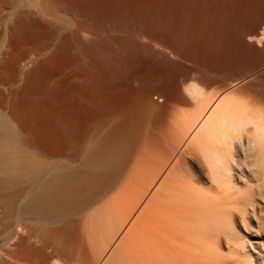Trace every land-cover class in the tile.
<instances>
[{"label": "bare ground", "instance_id": "6f19581e", "mask_svg": "<svg viewBox=\"0 0 264 264\" xmlns=\"http://www.w3.org/2000/svg\"><path fill=\"white\" fill-rule=\"evenodd\" d=\"M15 2L0 51V85L17 84L0 88L2 264L262 261L264 233L244 241L235 226L264 223V94L201 69L264 61L250 54L264 0H0V11ZM141 35L181 60L150 44L157 58L141 65ZM129 73L140 88L126 101Z\"/></svg>", "mask_w": 264, "mask_h": 264}, {"label": "rangeland", "instance_id": "374dc122", "mask_svg": "<svg viewBox=\"0 0 264 264\" xmlns=\"http://www.w3.org/2000/svg\"><path fill=\"white\" fill-rule=\"evenodd\" d=\"M16 4H14V7L12 8H9V9H3L2 10V12L0 11V32H2L1 33V37H0V46H1V48H0V51H1V49L4 47V45H5V42H4V36H5V28L4 27H6V24H7V22H8V20L10 19V18H12V15H13V13H15V11L14 10H16L17 8V2H15ZM11 10V11H10ZM8 13V14H6V13ZM2 15V16H1ZM6 15V16H5ZM11 15V16H10ZM9 17V18H8ZM2 20V21H1ZM3 30V31H2ZM61 31L63 30L64 31V29H60ZM61 31H59V32H61ZM4 33V34H3ZM59 35H61L60 33H59ZM256 35L259 37V40H260V44L261 45H255V48H249V49H247V50H245V52L246 51H248V52H246V53H249V51L251 50V52H250V54L252 53V54H254V52L258 49V50H262V51H264V25H262L261 27H259L258 28V30H257V32H256ZM85 37V38H84ZM83 37V40L85 41V42H89L91 39H90V36H87V35H85ZM89 39V40H88ZM139 43L141 44V49L142 50H140V64L142 65L143 64V66L144 65H146L148 62H150L152 59L154 60L155 58H157V55L158 54H155V56H153L151 53H150V51H147V46L146 45H150V44H152V46H153V44L156 46L158 43H154L153 42V40L150 38V37H148V35H141L140 36V38H139ZM153 42V43H152ZM161 43H159L158 45H157V49L160 51H162V50H166L165 52H168V55H170L173 59H175V60H181V58L180 57H178L176 54H173V52L172 53H169V52H171L170 50L171 49H168V47L167 46H165V45H163V44H161ZM165 46V47H164ZM159 47V48H158ZM164 48H166V49H164ZM257 48V49H256ZM255 49V50H254ZM252 51H254V52H252ZM178 57V58H177ZM34 58H36V56H34ZM33 58V59H34ZM240 60V61H239ZM238 61H236L235 63H233L232 64V67L233 68H230L229 67V71H226L225 73L227 74H225V73H222L223 75L221 76V74H214V73H211L210 71H208L206 68H202L201 69V71H202V74H207V76H210V77H214L215 79H216V81L217 80H223L224 81V83H231V82H233V81H236V82H240V83H242L243 85H245V82H246V85H252V86H255V87H257L259 90H260V92L261 93H263L264 94V61L262 60L261 62H259V63H257L256 65H258V66H256V65H254V63H253V61L251 60L249 63H247L246 61H244L242 58L241 59H239ZM144 62V63H143ZM250 63H252V64H250ZM260 64V65H259ZM140 65V67L142 68L143 66H141ZM242 66V67H241ZM139 67V66H138ZM230 69H232L231 71H230ZM206 72V73H205ZM235 72V73H234ZM230 73L234 76V78H233V76H231L230 75ZM234 73V74H233ZM225 75V76H224ZM230 75V76H229ZM223 76H224V78H223ZM226 76H229L228 77V81H227V77ZM236 76H238V77H236ZM231 77V78H230ZM242 77V78H241ZM230 78V79H229ZM233 78V79H232ZM244 79V80H243ZM218 81V82H216L217 83V85L218 86H220V84L223 82V81ZM230 81V82H229ZM248 83V84H247ZM121 85H122V90H121V93L124 95V99L127 101L128 99L129 100H133V98H134V95H135V93H137V91L139 90V88H140V83L138 82V80H137V78L134 76V74L133 73H129V75H127V76H125L124 77V79H123V81H122V83H121ZM216 85V87L214 86L213 88H212V90H214V92L216 91L215 89L217 88H219L218 86ZM1 87L0 88H2L5 92H8L10 89L12 90L13 88H15V86H17V84H8L7 83V85L6 84H4V85H0ZM9 86V87H8ZM12 86H14V87H12ZM7 87V88H6ZM12 87V88H11ZM8 89V90H7ZM10 90V91H11ZM211 90V92H213ZM9 91V92H10ZM8 92V93H9ZM131 98H130V97ZM117 119L116 118H113V119H111V121L110 120H108V122H106L105 124V126H104V128L105 129H102L101 130V135L103 134H106V132L108 131V129H109V127L113 124V123H117V121H116ZM108 123V124H107ZM110 125V126H109ZM107 128V129H106ZM81 158H82V156H81ZM80 158V156H79V158L78 159H81ZM78 161V160H77ZM77 161H76V163H75V166L78 164L77 163ZM255 225V226H254ZM257 226V227H256ZM245 227V226H244ZM251 227V228H250ZM235 228H236V232H237V234H238V236L240 237V238H242L244 241L245 240H248V239H250V237H248L249 235L247 234V233H245V230H248V229H254V228H257V229H254V230H260V231H262V233H264V223L262 224V225H256V222H253V221H251V220H247L246 221V228L245 229H243L242 228V226L240 225H238V226H235ZM239 228V229H238ZM263 245H264V239H263ZM252 261H253V259H252ZM254 262V261H253ZM0 264H2V260H1V258H0ZM258 264H264V257H262V261L260 260L259 262H258Z\"/></svg>", "mask_w": 264, "mask_h": 264}]
</instances>
